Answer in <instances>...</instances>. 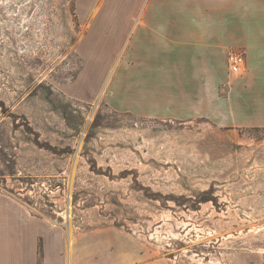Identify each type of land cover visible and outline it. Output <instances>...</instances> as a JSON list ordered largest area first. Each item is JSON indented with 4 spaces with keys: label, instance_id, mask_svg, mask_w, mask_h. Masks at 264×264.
<instances>
[{
    "label": "rangeland",
    "instance_id": "rangeland-1",
    "mask_svg": "<svg viewBox=\"0 0 264 264\" xmlns=\"http://www.w3.org/2000/svg\"><path fill=\"white\" fill-rule=\"evenodd\" d=\"M114 4L0 0V192L147 259L264 264V127L189 117L181 79L128 94L121 45L90 32Z\"/></svg>",
    "mask_w": 264,
    "mask_h": 264
},
{
    "label": "crops",
    "instance_id": "crops-1",
    "mask_svg": "<svg viewBox=\"0 0 264 264\" xmlns=\"http://www.w3.org/2000/svg\"><path fill=\"white\" fill-rule=\"evenodd\" d=\"M111 1L119 4L102 6L90 32L121 45L128 94L141 96L160 78L175 92L182 80L189 97L175 102L189 117L264 127V0ZM230 51L245 53L241 73L230 72ZM0 264L169 263L147 259L116 232L81 234L50 224L0 192Z\"/></svg>",
    "mask_w": 264,
    "mask_h": 264
},
{
    "label": "built area",
    "instance_id": "built-area-1",
    "mask_svg": "<svg viewBox=\"0 0 264 264\" xmlns=\"http://www.w3.org/2000/svg\"><path fill=\"white\" fill-rule=\"evenodd\" d=\"M227 61L232 73H241L246 68V55L242 51H230Z\"/></svg>",
    "mask_w": 264,
    "mask_h": 264
}]
</instances>
